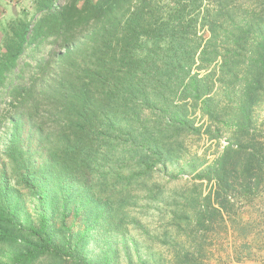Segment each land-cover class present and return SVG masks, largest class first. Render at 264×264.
<instances>
[{
  "label": "trees",
  "instance_id": "16d2710c",
  "mask_svg": "<svg viewBox=\"0 0 264 264\" xmlns=\"http://www.w3.org/2000/svg\"><path fill=\"white\" fill-rule=\"evenodd\" d=\"M45 43L55 49L36 58ZM263 92L264 0H34V11L12 20L0 45V129L8 130L12 167L0 171V264L42 257L98 264L55 243L52 212L62 202L63 215L73 203L98 225L112 216L98 202L118 139L126 141L128 161L150 176L179 159L185 134L214 141L225 124L241 142ZM197 111L206 119L198 127ZM52 117L59 122L48 129ZM98 162L106 174L94 175ZM252 163L243 148L224 147L198 174L214 183L206 207L227 211L233 174L242 168L244 179ZM88 172L99 184L76 196ZM127 181L118 179L114 189ZM19 187L34 195L38 224ZM122 196L112 198L119 209Z\"/></svg>",
  "mask_w": 264,
  "mask_h": 264
},
{
  "label": "rangeland",
  "instance_id": "374dc122",
  "mask_svg": "<svg viewBox=\"0 0 264 264\" xmlns=\"http://www.w3.org/2000/svg\"><path fill=\"white\" fill-rule=\"evenodd\" d=\"M66 2L59 0L60 5ZM24 11H34V0H0V45L10 22ZM53 49L50 43H45L35 57L46 58ZM29 63L34 64L33 60ZM5 108L0 103V111ZM41 113H45L44 109ZM52 118L54 121L47 122L48 129L58 125L59 119ZM252 119L247 137L239 143L233 130L225 124H219L223 131L214 141L205 135L185 134L181 137L183 147L179 159L159 164L150 176L136 167L137 160L128 161L126 141L124 137L119 138L118 146L110 149L106 157L114 170L109 171L98 199V206L108 204L112 216L107 221L100 219L98 225L86 214L77 213L73 203L63 215L60 202L52 212L55 243L70 246L98 264H264V92L252 110ZM205 120L197 111L196 127ZM7 139L8 130L3 127L0 129V171L6 164L10 172L12 167L5 159ZM229 144L243 148L246 155L253 154V171L244 174V179L242 168L233 174L227 211L218 214L204 202L214 183L201 181L198 174L205 173ZM102 153L101 158L104 149ZM193 166L199 167L195 173ZM100 167L101 162H98L94 175L99 174L100 169L101 173L107 171L106 165ZM94 175L88 172L83 181V187L93 190L92 193L77 187L73 194L84 197L93 194L95 185L99 184ZM120 178L130 181L114 189L113 185ZM248 178L251 179L249 186H242V181ZM18 189L26 213L38 224L39 206L34 195L22 187ZM121 194L124 200L119 209L112 198ZM75 201L73 196L71 202ZM32 264L74 263L68 259L42 257Z\"/></svg>",
  "mask_w": 264,
  "mask_h": 264
}]
</instances>
